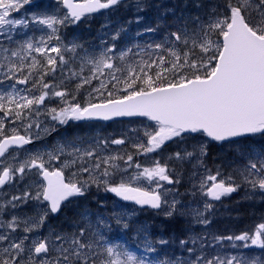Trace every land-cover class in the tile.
I'll return each instance as SVG.
<instances>
[{"label": "snow or ice", "instance_id": "6c2138e0", "mask_svg": "<svg viewBox=\"0 0 264 264\" xmlns=\"http://www.w3.org/2000/svg\"><path fill=\"white\" fill-rule=\"evenodd\" d=\"M58 2L68 10L63 16L42 13L31 17L33 23L51 30L46 40L41 38L43 46L34 47L31 42L26 44L29 53L35 51L45 57L51 72H55L58 63L64 65L68 62L65 52L74 53L78 47H82L76 43L71 47L64 45L58 26L66 27L77 23L89 14L119 5L121 0ZM31 3L32 0H0V29L9 26L6 31L10 32L17 26L27 28L26 19L9 17L12 12H19ZM137 6L139 7V4ZM213 11L217 13L214 17L206 24L198 25L199 39L192 38L186 30L178 29L170 33V36L175 37V41L185 47L191 40L192 47L188 48L183 56L170 50L169 54L174 57L173 61L168 62L170 67H164L162 70L158 67L154 75L150 70L154 64H165L163 56H159L155 62L141 61L136 67L128 65L121 68L114 60L123 61L127 52H120L118 57L110 56L108 53L113 52V49L107 48L99 56L84 58L92 65L91 75L83 77L81 82L76 84L74 92L58 90V86L53 88L44 80L48 75V72H44L37 76L28 89L31 92L32 88H42L38 95L20 96L17 99L12 93L0 94V113L5 116L14 113L15 119H20L23 112L15 109H31L34 105L44 104L46 98L59 97L60 103L67 106L51 108L49 111L52 113V119L60 124L69 120L146 118L151 122L144 126L143 136L146 139L132 142L136 153L144 156L160 152L169 142L179 144L197 134L216 142L237 137L264 136V0H224L222 11L219 8ZM148 31L153 29L149 28ZM8 38L11 39V35ZM53 39L57 43L49 46ZM155 47L160 49L163 45L157 44ZM196 48H199L198 53ZM0 51L10 52V55H4L7 64H0V69L7 68L3 73L5 79L14 80L16 84H28L31 71L28 75L18 78L17 72L22 70L23 65L12 60V57L23 60L20 51L8 48ZM52 53H55V56ZM38 64L40 61L33 58L31 68L36 69ZM185 68L187 71H184ZM125 72L126 75H117ZM166 72L171 73V78L164 75ZM73 75L78 73L74 72ZM104 75L110 76L111 79L108 82L100 80L99 85L92 88L97 94V102H92L91 92L85 105L72 102L77 99L80 89L91 85L92 80ZM69 95L71 100L67 99ZM28 127L31 128L32 124ZM12 132L10 137L4 135V120L0 119V158L7 159L11 156L18 161L9 149L29 144L31 139L15 134V129ZM101 143L106 149L109 141L97 142L94 148L84 150L73 145V151L68 153L65 152L64 146H61L56 151L33 154L15 165L5 164L0 168V191L4 197L10 196L0 201V264H170L149 258V254L155 253L157 249L147 238L144 240L142 255H137L121 245H108L101 227L110 230L111 225L102 219H98L95 224L88 219L83 227L72 233L49 229L47 234H42L50 216L60 213L63 208L73 203L72 198L85 195L89 181L73 179L72 177L78 175L77 171H71L67 177L65 175V170L75 168L77 161H80L79 171L90 172L91 169L84 166L87 163L85 157L92 161V167L100 172L102 177H108L115 171L123 172L127 171V168H135L137 172L134 179H143L149 184L155 183L157 189L145 191L142 187L133 186L131 182L121 179L119 183L103 181L105 191L113 193L123 201H131L140 206L147 205L152 209H160L163 203L167 205L165 215L169 218L179 214V201L173 199L168 203L166 199L162 200L165 194L158 191L162 187L161 181L167 184L179 183V180H174L169 175L167 162L161 163L159 159L153 158L151 166H143L134 161L133 154L127 153L126 149V159L121 155L103 156L100 154L103 149L97 151ZM110 143L125 145L126 140L112 139ZM205 149L206 144H199L200 156L206 155ZM194 155L195 146L193 151H176L168 159L183 161ZM65 156L71 158H62ZM116 161H123L124 166L115 163ZM110 169L113 172H110ZM240 174L253 190L264 193V155L249 159ZM219 176V171L215 175L209 173L200 181L201 193L213 201H220L239 187L230 182L231 177H228L226 182L223 178L218 179ZM91 182L97 186L101 183L96 177H92ZM21 183L24 184L23 188L10 192L11 188ZM29 203L34 205V215L22 217L15 213V209ZM213 207L210 203L204 204L205 211H210ZM197 215L200 217L199 223L208 225L211 222L204 213L198 212ZM5 216L8 218L5 219ZM114 219L118 226L124 229L129 227L122 215H116ZM223 241L240 242L232 243L233 248L260 249L261 255L223 256L219 252H206L207 248L215 247ZM158 243L163 245L167 241L160 239ZM180 244L186 247L189 258L177 259L174 264H264V223L259 224L252 233L213 236L211 241L206 237H190L181 240ZM189 244L192 247H187Z\"/></svg>", "mask_w": 264, "mask_h": 264}, {"label": "rangeland", "instance_id": "374dc122", "mask_svg": "<svg viewBox=\"0 0 264 264\" xmlns=\"http://www.w3.org/2000/svg\"><path fill=\"white\" fill-rule=\"evenodd\" d=\"M157 1L159 4L152 3L149 5L151 15L148 16H150L151 20L159 19L158 16H152L157 8H164L168 6L172 9L178 4L180 0ZM152 2L154 1L152 0ZM121 3H126L131 6L132 3L136 4L137 2L136 0H121ZM213 4H216L217 6H213ZM222 6L223 4L220 2V0H209L208 14L206 15L205 19L196 22L194 29L181 28L180 30H188L187 32L192 38L199 39L198 25L201 23L206 24L210 18L217 14L213 10L215 8H219L220 11H222ZM113 12L114 11L103 14L100 17L95 16L92 18H86L85 21L80 24H69L66 27L58 26L60 29L59 35L61 36V40L64 45L71 47L73 43H76L82 47H78L74 53L65 52L64 55L68 62L64 65H60L58 63L55 72H51L47 67L44 56H41L35 51H31L29 53L26 49V44L31 42L34 47L43 46L41 44V38L43 37L46 40L47 36L51 33V30L47 29L43 25H37L33 23L31 17L34 14L40 15L42 13L48 15L55 13L59 16H63L65 13L61 10L58 0H32L31 4L25 5L24 8L20 9L19 12H12L11 16L9 17L10 19H26L28 21V27L25 28L22 26H17L12 28L10 32L6 31L9 26H5V29H0V49L8 48L9 50L20 51L21 56L23 57L22 61L18 57H12L14 63H22L23 65L22 70L17 72L18 78L28 75V73L31 71L32 75L29 79L30 83V80L33 79V75L35 73L39 72V75L43 74L41 72V69H43L45 72H48L47 78L49 84L52 85L53 88L58 86V90H65L67 93L74 92L76 84L81 82L83 77L91 75L90 69L92 68V65L87 63L84 58L89 56H99L100 53L105 51L107 48L113 49V52L108 53L110 56L115 55L118 57L120 52H127V55L123 61L119 59L114 60V63L121 68H126L128 65L136 67L141 61H147L150 63L155 62L159 56H163L165 58V64H154L153 68L150 70L151 74L154 75L158 67L162 69L164 67H170L168 62L173 61L174 57L169 54V51L175 47L173 44H168L165 42L167 39L166 36L162 38L161 36H157L154 30L148 31V29L151 28V26L148 25L150 22L148 16L144 17L141 12H137L136 16H140V18L136 17L131 21L127 20L123 23H120L115 20L113 22L110 20ZM88 28L94 29L91 34H86L89 30ZM176 31L177 30H172V32ZM82 32L84 33V41H79V39H82L80 35ZM162 32L164 33L165 31L163 30ZM9 35H11V39L8 38ZM172 39L175 40V37H172ZM56 43L57 41L53 39L49 46L55 45ZM175 43L179 42L175 41ZM157 44H161L163 47L157 49L155 47ZM179 44L183 45L181 43ZM164 47H166V49H163ZM191 47L192 44L190 40L189 45L184 48L188 50V48ZM129 49L131 51H129ZM162 49L166 53L165 55H161L160 52ZM173 50L179 53L176 48ZM195 51L198 53L199 48H196ZM4 55H10V52L3 53L0 51V64H7V61L4 60ZM52 55L55 56V53H52ZM33 58L40 61V64L37 65L36 69L31 68ZM82 65L83 71H81ZM6 71L7 68L0 69V81H3L0 83V94L12 93L17 99H19L20 96L31 97L33 95H38L39 92L43 90L42 88H37L36 90L32 89L31 92H29V87H26V89L18 87L14 80L5 79L3 73ZM184 71H187V69L185 68ZM74 72L78 73V75L74 76ZM105 72L107 73L108 70H105ZM117 75H126V72L117 73ZM164 75H168L171 78V73L166 72ZM110 79V76L104 75L99 76L98 79L92 80L91 85H85L82 89H80L77 99L72 102H78L81 105H85L89 99V92H91L92 102H97L95 99L97 94L92 91V88L98 86L100 80L108 82ZM60 99L61 98L59 97L46 98L44 104L38 106L34 105L31 109H15L16 111L23 112V115L20 119H15L14 113L9 116H5L3 113H0V119L4 120L5 136H12V130L15 129V134L25 136L35 141V144L28 149L13 151V153L18 158V161H23L28 156L33 154H43L50 151H56L61 146H64L66 153L73 151V145L80 148L81 150L94 148L97 145V142H103L104 140H107L109 141V144L106 149L102 143L100 144V148L97 149L98 152L103 149V151L100 152V154L103 156L121 155L125 156L126 159V149L127 153L133 154L134 161L141 163L143 166H151L153 163V158L159 159L161 163L167 162L169 165V175L174 180H179V183L172 184V186L169 187L165 184V182H160L162 187L159 188L158 191L162 194H165L162 196V200L166 199L168 203H171L173 199L179 201V204L177 205L179 214L174 215L179 216L181 219L187 221L193 227L187 231L188 239L190 237H206L211 241L212 237L215 236L207 230V225L198 222L200 217L197 215V213L200 212L204 213L205 217H210V211H205L204 204L205 202L210 204L212 203L200 191V181L207 174L210 173L215 175L217 171H219L220 176L218 179L223 178L226 180V182H228L227 178L231 177L232 180L230 182L239 185L241 191H246L245 195L252 196L254 194L249 193L248 191H254L256 196L262 195L264 197V193L258 190H253L249 184L244 182L243 176L240 174L244 170L248 160L256 159V157L264 155V150H259L251 146V144H245L241 141L234 143L228 142L227 144L222 145L225 150L222 169L211 170L209 164H205L204 155H199V144H207V139L204 136L197 134L195 137H189L179 144H172L169 142L166 144L165 148L158 153H149L147 156L139 155L136 153V149L132 147V142L146 139L143 136L144 126L151 122L147 121L146 119H142L129 120L120 123L113 122L109 125H106L96 122L75 124L69 120L65 124H60L58 121L52 119V113L49 111L51 108L59 109L61 107L67 106L66 104H61ZM67 99L71 100V96L69 95ZM6 102L7 101L5 99V103ZM12 107L14 108L15 106L13 105ZM29 124H32L31 128L28 127ZM120 138L126 140L125 145H114L110 143L112 139ZM167 146L173 148L175 152L183 151L185 149L187 151H193L195 146L196 155L191 158H186L183 161H178L176 159L169 160L168 157L173 153L168 152ZM130 150L133 151L130 152ZM62 158L70 159L71 157L65 156ZM45 159H47L46 156ZM3 161V167L5 164L15 165L18 162L17 160L12 159L11 156H8L7 159L4 158ZM85 161H87V163H85L84 166L89 167L91 169L90 172L79 171L80 161H77V166L75 168L65 170L66 177L71 171H77L78 175L76 177H72L73 179L89 181V186L85 192V195L83 198L79 199L80 203L76 204L74 202L65 208H69L70 212L75 213L77 222L73 223L71 221V224H69L68 220L64 217V220L57 223V225L60 226V224H66V226L69 227L66 233H72L77 231L80 227H83L88 219H90L93 224H95L98 219L108 221L111 225L110 230L101 227L105 242L108 245H121L124 248H127L129 251L135 252L137 255H142L144 240L145 238H148L150 234L148 232L147 225H144L142 221H135L137 217L142 216L141 212L131 206H122L111 198L107 199L103 181L107 180L110 183H119L121 179H123L124 182H131L133 186L142 187L145 191L157 190L155 183L149 184L146 180L134 179L135 173L137 172L135 168H127V171L123 172L115 171L114 174L108 177H102L100 172L96 171L92 167V161L88 160L87 157H85ZM53 163L55 164V162ZM115 163L120 164L122 167L124 166L123 161H116ZM110 172H113V170L110 169ZM92 177H96L101 181L99 186L91 182ZM23 187L24 184L21 183L17 185V187L11 188L10 192H16L18 188ZM168 189H171L172 191L167 192L166 190ZM8 198H10V196L4 197L3 193L0 192V201ZM87 200L92 202V206L90 208H88L87 203H85ZM222 200L224 199H221V201ZM166 210L167 205L162 203V208L159 214L166 216ZM14 211L16 214L22 217L35 214L34 205L32 203L23 205ZM116 215L123 216L124 220L129 224L127 229H124L115 223L114 217ZM147 216L148 218H151L149 214ZM4 218L7 219L8 217L5 216ZM45 225V229H42V234H47L49 231L50 221H47ZM257 227H255L252 232H254ZM125 232L128 234V237L125 235ZM91 238L92 237H86V239ZM124 239L129 242L131 241V243H129V245H127V243H122V240ZM151 242L154 246L159 244L158 240H153ZM232 243L239 244L240 242L223 241L222 243L216 244L215 247L207 248L206 252L209 254L219 252L223 256H239L242 254H255L257 256L261 255L260 249H256L257 252H255V248H233L231 247ZM163 245L159 244V251L149 254V258H159L161 261V257H163ZM130 246L138 248L139 252L136 250H131ZM187 247H192V245L189 244ZM177 248L180 252V255L184 254V256L180 257L179 259L183 260L189 258V253L187 252L186 247L181 245V247L177 246ZM100 250H103L102 247ZM157 253L159 256H157Z\"/></svg>", "mask_w": 264, "mask_h": 264}, {"label": "trees", "instance_id": "16d2710c", "mask_svg": "<svg viewBox=\"0 0 264 264\" xmlns=\"http://www.w3.org/2000/svg\"><path fill=\"white\" fill-rule=\"evenodd\" d=\"M220 2H222L223 4L224 0H220ZM213 6L217 5L213 4ZM208 8L209 3L207 0H183L179 7H177L176 5L174 8L169 9L168 15L164 14V16H162L163 13H159V21H155V23H153L151 27L154 28L156 32L159 31L158 36H161L162 38L166 36L167 39L165 40V42L168 44H173L174 47L179 51V54L183 56L184 52L187 51L184 48L185 46L180 45L179 43H175V40H173L172 37L169 36L170 33L172 32V30H178L181 28L194 29L195 23L203 20L206 17ZM127 14L129 16V11L126 12L125 8L122 7L121 10L115 13V17L118 20H126ZM157 24L159 25V27H157ZM92 30L93 29L90 28L87 33L90 34ZM163 30L165 31L164 33L162 32ZM163 54L165 55L166 53L164 52ZM160 69L162 70V68ZM41 72L44 73L45 70L41 69ZM38 75L39 72L33 75V79L30 80L29 83L30 87L32 86L33 81L35 80V78H37L36 76ZM44 80L46 82H49L47 76L44 77ZM242 141L245 144H251V146L259 150H264V136L246 138L242 139ZM169 151L173 152L174 150ZM224 155L225 150L223 147H221L220 145L209 144L206 147V155L204 159L205 164H209L211 170L222 169V162L225 157ZM215 209L216 210L214 212L215 215L212 225L214 231H217L219 233L247 231L257 224L264 223V198L261 197H242L237 199L236 197L230 198L229 200L224 201L222 204L218 205ZM66 215L68 217L67 219L69 220V224H71V221L73 223L77 222V217L75 216V214L72 215L71 213L67 212ZM61 221H63V219H56L55 221H53V229L59 228L62 232L67 231L66 229H69V227H67L66 224H60V226L57 225V223ZM153 221L154 225L157 224V228L160 227L159 230L162 229L167 242L169 241V237L176 242H180L181 240L187 238L186 231L190 227L185 221L175 217L162 219V221L160 222L158 221V219H154ZM151 225H153V223L150 224L148 229H152ZM61 227H64L66 229ZM174 248L175 246L173 247V249ZM168 250L172 249L169 248Z\"/></svg>", "mask_w": 264, "mask_h": 264}, {"label": "water", "instance_id": "95a60500", "mask_svg": "<svg viewBox=\"0 0 264 264\" xmlns=\"http://www.w3.org/2000/svg\"><path fill=\"white\" fill-rule=\"evenodd\" d=\"M74 2H75V0H74ZM76 3V2H75ZM62 6H63V4H62ZM63 9L67 12L68 10L63 6ZM112 8H110V9H103V10H101V11H99V12H97V13H92V14H89V15H87V16H93V15H97V14H99V13H102V12H105V11H108V10H111ZM87 16H85V17H87ZM18 85H20V86H25V85H21V84H18ZM126 118H134V117H115V118H113V119H118V120H121V119H126ZM113 119H111V120H113ZM84 120H98V119H84ZM79 121H82V120H79ZM98 121H104V120H98ZM108 121H110V120H108ZM208 138V137H207ZM238 138H240V137H237V138H232V139H230V140H227V141H231V140H235V139H238ZM209 140H211L210 138H208ZM212 141V140H211ZM212 142H216V141H212ZM223 142H226V141H223ZM30 145V143L29 144H26V145H23L22 147H28ZM22 147H19V148H22ZM19 148H16V149H19ZM10 149H13V148H10ZM110 193V192H109ZM119 203H122V204H128V205H133V206H135L137 209H140V210H144V209H149L150 211H159L160 209H152V208H150L149 206H147V205H144V206H140V205H137V204H135L134 202H131V201H123V200H121L119 197H117V196H115L113 193H110ZM74 198H76V197H74ZM58 215V213L57 214H54V215H52L53 217H56Z\"/></svg>", "mask_w": 264, "mask_h": 264}, {"label": "bare ground", "instance_id": "6f19581e", "mask_svg": "<svg viewBox=\"0 0 264 264\" xmlns=\"http://www.w3.org/2000/svg\"><path fill=\"white\" fill-rule=\"evenodd\" d=\"M229 213H230V212H229ZM231 217H232V216H231ZM225 225H227V224H225ZM225 225H224V226H225ZM176 229H177V228H176ZM178 230H179V229H178ZM180 231H181V230H180ZM173 233H174V232H173ZM176 233H180V232H176Z\"/></svg>", "mask_w": 264, "mask_h": 264}]
</instances>
